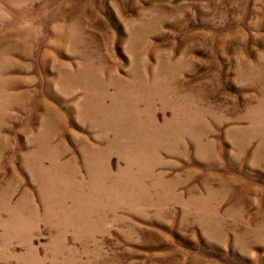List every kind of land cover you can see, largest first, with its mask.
Returning a JSON list of instances; mask_svg holds the SVG:
<instances>
[{"label": "rangeland", "instance_id": "374dc122", "mask_svg": "<svg viewBox=\"0 0 264 264\" xmlns=\"http://www.w3.org/2000/svg\"><path fill=\"white\" fill-rule=\"evenodd\" d=\"M0 264H264V0H0Z\"/></svg>", "mask_w": 264, "mask_h": 264}]
</instances>
